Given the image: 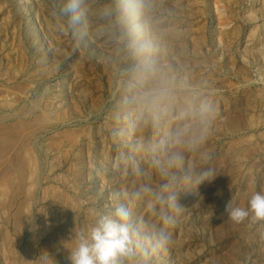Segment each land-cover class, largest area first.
<instances>
[{"label": "rangeland", "instance_id": "obj_1", "mask_svg": "<svg viewBox=\"0 0 264 264\" xmlns=\"http://www.w3.org/2000/svg\"><path fill=\"white\" fill-rule=\"evenodd\" d=\"M66 3L0 0V264H39L42 252L68 264L74 229L93 225L139 182L123 157L158 185L150 156L199 118L202 100L215 112L209 158L196 159L210 175L179 195L172 242L148 264H264V224H235L227 213L230 202L247 207L264 192V0H141L134 16L128 0H84L78 21ZM141 65L148 87H176L166 122L149 117L131 133ZM186 108L192 115L175 119ZM141 218L138 205L132 219Z\"/></svg>", "mask_w": 264, "mask_h": 264}, {"label": "clouds", "instance_id": "obj_2", "mask_svg": "<svg viewBox=\"0 0 264 264\" xmlns=\"http://www.w3.org/2000/svg\"><path fill=\"white\" fill-rule=\"evenodd\" d=\"M143 7L141 0H128L125 13L134 16ZM62 11L73 14V20L78 21L86 15L87 9L84 0H67ZM101 15L111 17L112 9L105 7ZM149 81L148 68L141 65L134 85L137 91L128 101L133 106L128 120L131 133H135L149 117L158 126L171 115L175 82L161 80L148 87ZM214 112L211 100H202L197 120L166 134L161 140L159 152L152 154L149 160L151 172L161 181L155 187L144 181L148 173L133 155L123 157L130 170L128 174L138 178L139 182L123 193V202L121 194L117 193L113 209L98 216L93 225L86 229H74L72 247L68 249L69 264H148L151 255L167 251L172 242L167 228L175 224L176 215L182 208L179 195L188 192L184 189L193 185L197 187L210 175L209 170L198 166L196 158L199 157L201 162L209 158L203 148L213 130ZM190 115L191 109L186 108L175 119L184 120ZM112 135L116 137L119 133L114 131ZM142 150L141 144L134 148L135 152ZM138 205H143L147 218L134 222L133 209ZM227 213L235 224L245 221L250 226L264 224V192L253 194L247 207H233L230 202ZM38 258L39 264H55L47 252Z\"/></svg>", "mask_w": 264, "mask_h": 264}, {"label": "bare ground", "instance_id": "obj_3", "mask_svg": "<svg viewBox=\"0 0 264 264\" xmlns=\"http://www.w3.org/2000/svg\"><path fill=\"white\" fill-rule=\"evenodd\" d=\"M238 117V116H237ZM239 118V117H238ZM30 162H31V167H32V170L34 171V170H36L37 169V167H38V165H37V162L34 160V159H32V160H30ZM35 173V172H34ZM32 179V178H31ZM3 187V186H2ZM4 189V188H3ZM2 189V190H3ZM8 189V188H7ZM5 191V190H4ZM3 194V193H2ZM54 194V193H53ZM48 195H50V192L48 193ZM3 196H4V194H3ZM60 197V196H59ZM56 198V197H55ZM58 199V198H57ZM51 201H53V200H51ZM54 201H56V200H54ZM59 201V200H58ZM57 201V202H58ZM50 202V201H49ZM53 203V202H52ZM60 203V202H59ZM64 203V202H63ZM56 204V203H55ZM50 205V204H49ZM58 205V204H57ZM64 205V204H63ZM59 206V205H58ZM53 207H56V206H53ZM60 207V206H59ZM61 208V207H60ZM47 209V208H46ZM52 209V208H51ZM54 209V208H53ZM59 209V208H58ZM58 209H56V210H58ZM54 211V210H53ZM61 213V212H60ZM50 214V213H49ZM54 214V213H53ZM63 216V215H62ZM64 218V217H63ZM62 219V218H61ZM63 221V220H62ZM67 222H68V220H67ZM58 223V222H57ZM64 224H66V223H64ZM67 227V226H66ZM67 228H69V227H67ZM45 229V228H44ZM46 230V229H45ZM68 230V229H67ZM71 230V229H70ZM60 232V231H59ZM63 233H64V231H62ZM42 233V232H41ZM65 233H66V231H65ZM68 233H69V230H68ZM64 234H62V237H63V239H67V238H64V236H63ZM67 235V234H66ZM70 235V234H69ZM69 235H68V237H69ZM72 237V236H71ZM50 239V238H49ZM57 239V238H56ZM7 240V239H6ZM52 240V239H51ZM68 246L71 248L72 247V240L69 238L68 240ZM54 242V241H53ZM52 243V242H51ZM60 243V242H59ZM54 244H55V242H54ZM61 244V243H60ZM67 244V243H66ZM52 247V246H51ZM67 248V247H66ZM57 249V248H56ZM50 250V249H49ZM65 251V250H64ZM68 251V250H67ZM54 252V251H53ZM56 252V251H55ZM54 252V253H55ZM43 253V252H42ZM55 257H57L58 256V254H57V256L56 255H54ZM55 257H53V258H55ZM59 259V258H58ZM57 261V260H56ZM24 262V261H23ZM64 264V263H63ZM69 264V263H68Z\"/></svg>", "mask_w": 264, "mask_h": 264}]
</instances>
